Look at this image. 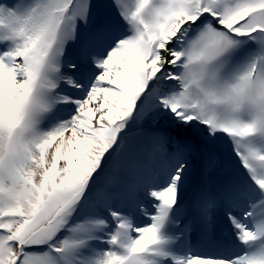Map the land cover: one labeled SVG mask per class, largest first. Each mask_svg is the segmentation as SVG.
I'll list each match as a JSON object with an SVG mask.
<instances>
[{"label": "snow or ice", "instance_id": "6c2138e0", "mask_svg": "<svg viewBox=\"0 0 264 264\" xmlns=\"http://www.w3.org/2000/svg\"><path fill=\"white\" fill-rule=\"evenodd\" d=\"M0 264H264V0H0Z\"/></svg>", "mask_w": 264, "mask_h": 264}]
</instances>
